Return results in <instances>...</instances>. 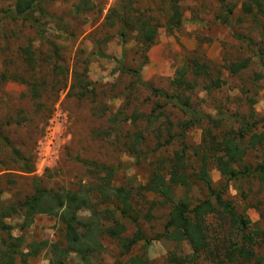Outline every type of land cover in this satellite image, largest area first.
<instances>
[{"label":"rangeland","instance_id":"374dc122","mask_svg":"<svg viewBox=\"0 0 264 264\" xmlns=\"http://www.w3.org/2000/svg\"><path fill=\"white\" fill-rule=\"evenodd\" d=\"M15 1L0 0V135L7 140L0 138V201L22 202L37 189H93L106 177L98 169L106 167L113 171L111 187L131 191L138 225L154 240L148 245L146 264H168L173 250L179 256L190 255L185 243L178 247L155 239L163 231L169 208L152 206L158 198L138 188L145 186L153 171L165 174L182 149L185 172L196 173L200 161L194 150L203 145L204 137L207 141L206 129L218 142L227 134L236 137L241 129L236 118L255 123L254 133L264 131V12H246L244 5L255 11L252 0H224L231 13L218 0H48L42 3L45 15L34 13L37 23L32 25L11 18ZM175 10L180 26L169 32L166 24ZM118 14L132 18L135 28L139 21L156 26L154 44L143 50L134 30L122 43L119 24L110 20ZM26 48L34 54L33 70L25 62ZM191 60L206 65L211 78L189 74L195 88L183 91L179 99L189 97L195 110L214 118V125L203 120L183 130L188 121L183 112L135 82L132 75L121 73V67L135 70L144 62L141 80L177 96L181 91L172 79ZM243 60L247 67L238 74L227 70L230 63ZM211 79H220L222 86L203 90ZM13 151L33 163L31 173L21 172L22 161ZM263 152L264 144L249 149L244 164L255 167L264 160ZM209 176L215 190L226 186L214 163L209 164ZM188 182V190L178 186L174 193L194 206L208 192L193 178ZM92 197L97 200L96 193ZM224 198L249 219L246 232L264 231V183L254 176L229 182ZM79 216L86 218L89 212L80 211ZM114 219L125 226L126 235L135 231L117 213ZM4 222L13 227L12 236L20 235V218ZM207 224L208 235L216 238L212 242L229 237L231 231L215 220ZM62 234L56 217L36 215L22 247L27 263L49 264L48 247L56 240L63 243ZM263 235L256 238L254 251L264 259ZM100 243L102 254L93 264H128L129 257L143 252L140 244L131 255L122 256L116 241L104 237ZM199 259L198 264H204Z\"/></svg>","mask_w":264,"mask_h":264},{"label":"trees","instance_id":"16d2710c","mask_svg":"<svg viewBox=\"0 0 264 264\" xmlns=\"http://www.w3.org/2000/svg\"><path fill=\"white\" fill-rule=\"evenodd\" d=\"M44 1L48 0H16L10 14L11 18H21L32 25L36 24L33 14L45 15L42 5ZM218 2L226 13L232 12L224 0H218ZM252 2L256 4L255 11L250 5H244L245 11L262 14L264 3L257 0H252ZM110 20L119 24V36L122 43L125 42L128 32L134 30L139 34L140 43L145 47L143 50L149 49L154 44L156 26L139 21L135 28V23L130 21L133 19L123 14H118ZM179 26V14L175 10L166 24V29L171 32L172 29ZM53 53L57 54L55 47ZM23 54L26 64L33 70V51L26 48L23 50ZM247 62V60L232 62L227 66V70L232 75H236L247 67ZM144 64L142 62L135 70H124L121 67V73L132 75L135 82L146 87L154 95L162 97L166 104L169 103L183 112L188 118V121L182 125L183 130L203 120L209 121V124H215L214 118L212 119L192 107L189 97L182 101L179 99V95H182L183 91H191L195 88V83L188 78L189 74L192 73L197 78H211L206 65L191 60L187 66H183L172 79V85L181 92H177V96H168L141 80L140 70ZM222 84L223 81L220 79H211L210 84L203 86V90L219 89ZM219 116L229 118L230 115L220 113ZM236 121L240 124L241 129L238 130L235 138L227 134L222 136L221 141L218 142L211 136L210 129L205 130L207 141L204 137L203 145L194 150L195 156H198L200 161L196 173L188 175L185 172L183 165L185 150L182 149L181 153L174 154L165 174L160 172V169L153 171L145 186L138 188V191L142 190L158 198L157 202L151 204L152 206L157 204L169 208L168 219L163 231L156 235L155 239L174 242L178 247L185 243L190 250V255L184 256L177 255L174 250L171 251L167 256L168 264H198L200 257L204 264H246L250 262L262 264L264 260L262 257H257L254 251L256 238L264 234V231L246 232L250 225L249 219L240 215L232 202L224 198L229 182L254 176L260 183H264V160L255 167L244 164L247 151L264 144V131L254 133L252 129H254L255 123H245L241 118H236ZM248 133H250L249 138L245 139L244 137ZM0 138L7 142L5 137L0 135ZM13 154L16 159L22 161L21 172L31 173L33 171V163L22 159L17 151H13ZM210 163L215 164L219 174L226 181V186L220 190L213 188L209 176ZM240 166H242L241 169ZM101 170L106 173V177L93 189L92 187L83 191L37 189L22 202L4 204L0 201V235L5 236V238L0 236V264H17L16 260L18 259L19 264H28L22 251L25 233L33 223L34 217L40 214L56 217L62 225L63 243L56 240L49 245V264H71L72 259H77L78 264H93V261L102 254L100 239L104 237L116 241L122 256L131 255L133 249L141 244L140 248L143 252L140 255L129 257L128 264H146L148 245L154 240L148 239L138 225V214L136 211L134 212L132 202L134 197L126 187L110 186V177L113 173L111 169L106 167L98 169V171ZM189 177L202 184L208 192V196L194 206H190L186 198H177L174 193V189L178 186L184 187L186 190L191 187L188 182ZM93 192L97 195L96 201L92 200ZM144 192L141 193L143 197L146 195ZM102 206H107V208H102ZM110 207L112 208L109 209ZM80 211H88L89 216L80 217ZM116 213L134 225L135 231L132 234L126 235L125 226L114 219ZM10 218L21 219L18 227L20 235L12 236L13 227L4 222ZM209 219L215 220L219 227L231 231L229 237L222 241L220 239L212 242L216 238L208 235L207 221ZM109 221L110 225L105 226V223ZM217 243H221V246Z\"/></svg>","mask_w":264,"mask_h":264}]
</instances>
